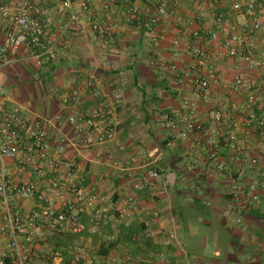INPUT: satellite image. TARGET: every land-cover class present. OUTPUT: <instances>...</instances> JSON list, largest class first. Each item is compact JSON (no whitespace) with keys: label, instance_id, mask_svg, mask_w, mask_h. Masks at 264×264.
Instances as JSON below:
<instances>
[{"label":"crops","instance_id":"0c3cea01","mask_svg":"<svg viewBox=\"0 0 264 264\" xmlns=\"http://www.w3.org/2000/svg\"><path fill=\"white\" fill-rule=\"evenodd\" d=\"M27 1L37 11H44L46 32L51 36L64 20L60 10L64 0ZM162 1L168 6L166 16L150 26L148 14ZM253 1L264 10L263 0ZM232 2L92 0L90 16L110 31L109 39L100 38L81 18L64 34L54 59L36 67L32 54L20 50L0 69V102L14 103L25 117L42 122L56 142L63 144L64 157L84 179V185L97 189L102 200L95 207L107 211L106 219L94 225L89 221L90 211L84 210L79 233L62 230L35 239L30 249L32 264H161L159 253L165 264H264V191L249 203L245 198L234 202L230 195L233 186L245 185L255 176L247 167V157L259 158V165L264 166V135L259 139L247 131L242 123L244 114H234L229 124H236L237 142L245 151L236 156L221 148L222 168L216 170L206 162L200 147L204 135H192L181 143L174 135H167L159 122L160 114L175 116L182 100L191 98L194 75L207 79L212 97L211 105L198 102L192 113L204 127L209 125L211 109L223 110L226 102L243 99L244 94L218 85V80L231 81L244 73L243 62L225 57L208 35H222L215 22L219 14H226L232 24L246 23L231 10ZM130 5L138 7L139 15L125 24ZM73 9L77 12L75 4ZM194 34L197 39H193ZM252 38L250 53L264 59V30ZM194 40L207 54L202 68L191 67L188 48ZM84 72L99 80L102 88L97 97L82 94L78 110L85 112L101 105L112 132L111 140L94 147H85L63 119L55 121L64 113L60 97L70 90L73 78ZM250 80L254 90L264 95V70ZM254 114L264 117V106L254 109ZM229 124L225 130L231 129ZM188 152L195 163L186 161ZM7 170L9 184L34 183L55 207L70 199L60 174L57 179L49 174L38 177L17 160H9ZM149 172L156 173L153 184L137 193V203L144 211L131 212L120 221L118 210L132 193V181ZM52 182L58 183L61 196H51ZM39 205L43 202L26 199L19 206L20 213L25 216ZM153 211L156 218L150 216ZM3 212L0 208V260L7 263L8 221ZM146 222L148 226H144Z\"/></svg>","mask_w":264,"mask_h":264},{"label":"built area","instance_id":"2783aa9c","mask_svg":"<svg viewBox=\"0 0 264 264\" xmlns=\"http://www.w3.org/2000/svg\"><path fill=\"white\" fill-rule=\"evenodd\" d=\"M74 4L77 12L73 9ZM91 4L92 0H64L60 4L64 20L55 26L52 35L48 36L46 32L48 22L44 11H37L27 0H4L0 4L2 32L0 69L13 61L10 56L20 50L32 54L36 67L54 59L56 48L60 45L64 34L71 31L73 25L81 18L89 22L91 30L100 38L109 39L110 31L90 16ZM106 7L104 5L103 9ZM167 8L165 1L154 6L148 14V24L157 25L166 16ZM231 10L245 18L246 23L232 24L226 14H219L215 22L223 31L222 35L219 37L216 32L208 35L209 39L222 49L225 57L243 62L244 73L235 75L231 81L218 80L220 87L228 91L233 90L235 94H244L243 99L239 102L234 100L226 102L223 110L211 109L208 117L209 125L204 127L192 116V113L198 102L204 106L211 105L212 97L207 79L194 75L190 80L191 98L182 100L178 114L171 116L162 113L159 116L161 128L167 135H174L181 143L188 141L192 135L200 137L204 135L199 141L200 147L203 148L206 162L216 170L222 168L219 158L221 148L226 147L236 156L243 155L245 151V148L237 142V132L234 130L236 124H229L234 114H244L242 123L247 131L259 139L264 135V117L254 114V109L264 106V95L254 90L255 84L250 80L257 71L264 70V59L250 53L253 47V34L264 30V10L256 6L253 0L245 3L234 0ZM138 15V7L130 5L126 8L123 21L125 24H131ZM192 18L196 23V15ZM193 39H197L195 34ZM188 51L192 56L191 67L195 65L202 68L207 59L205 49L194 40ZM101 88L102 83L99 80L84 72L73 78L70 90L60 97L61 109L64 113L57 115L55 121L63 119L74 134L80 137L85 147L104 144L112 138L104 107L98 105L85 112L78 110L82 94L87 92L97 97ZM226 124L231 125L230 130H225ZM64 153L63 144L56 142L54 136L44 129L39 119H28L14 103L0 102V208L3 209L4 217L8 221L5 235L10 252L7 256L8 262L0 260V264H30V262L32 264L30 249L34 245V240L54 235L62 230L79 233L83 229L80 214L84 210L90 211L91 224L95 225L106 219L107 211L95 207L102 200L97 189L93 185H84V179L76 173L73 165L64 157ZM185 158L188 163L196 162L192 152L186 153ZM258 159L254 156L247 157V167L255 176L245 185L231 188L230 195L234 202H240L244 198L248 203L256 201L258 194L264 191V166L259 165ZM9 160H17L21 165L29 166L32 173L38 177L49 174L56 176L57 179V175L60 174L65 194L69 195L70 199H63L60 206L55 207L53 200L45 198L36 184L30 182L20 185L9 184L7 181ZM155 177V172H149L142 179L132 181V193L127 196L123 207L118 210L120 221L130 216L131 212L138 214L144 211L137 203V193L151 186ZM58 188V183H51L52 197L61 196ZM26 199H36L43 202V206L39 205L37 210L23 216L19 206ZM150 216L156 218V211L151 212ZM148 225L147 222L144 223V226ZM157 258L161 264H165L161 253Z\"/></svg>","mask_w":264,"mask_h":264},{"label":"trees","instance_id":"16d2710c","mask_svg":"<svg viewBox=\"0 0 264 264\" xmlns=\"http://www.w3.org/2000/svg\"><path fill=\"white\" fill-rule=\"evenodd\" d=\"M8 57V56H7ZM157 170V169H156Z\"/></svg>","mask_w":264,"mask_h":264}]
</instances>
